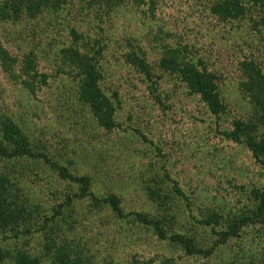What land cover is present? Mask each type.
Wrapping results in <instances>:
<instances>
[{
  "label": "rangeland",
  "instance_id": "1",
  "mask_svg": "<svg viewBox=\"0 0 264 264\" xmlns=\"http://www.w3.org/2000/svg\"><path fill=\"white\" fill-rule=\"evenodd\" d=\"M213 1L67 0L35 18L0 19V44L12 59L11 71L0 63V120L12 119L38 154L1 162L33 210L24 225L0 231L3 251L23 250L45 262L54 252L51 244L67 243L83 264L259 263L264 228L249 226L210 255H198L129 215L170 216L168 235L182 233L208 249L232 218L252 206L248 191L264 186V166L228 137L235 118L264 133V120L240 85L241 61L253 59L264 73V21L255 8L223 21L210 10ZM70 44L98 62L100 86L116 105L111 130L78 100L79 77L58 52ZM175 48L216 77L223 114L211 113L160 67L163 54ZM131 50L150 65L156 89L125 59ZM26 56L33 58L29 74ZM79 176L90 178L95 196L120 197L125 216L79 196ZM154 177L180 189L168 214L148 195Z\"/></svg>",
  "mask_w": 264,
  "mask_h": 264
},
{
  "label": "trees",
  "instance_id": "2",
  "mask_svg": "<svg viewBox=\"0 0 264 264\" xmlns=\"http://www.w3.org/2000/svg\"><path fill=\"white\" fill-rule=\"evenodd\" d=\"M120 3L123 0H110ZM67 0H0V19L16 20L22 14L29 18L35 16L45 8L51 10L59 9ZM257 9L261 16L259 22L264 21V0H216L210 6L214 15L223 21L227 19H239L245 16L249 9ZM258 12V13H259ZM72 35L76 39V30H72ZM63 61L72 67L79 77L77 87L78 100L88 107L96 123L106 130H111L116 126L115 110L116 105L111 96H107L101 86V71L96 58L87 52L81 51L75 44L60 47L58 50ZM125 59L135 69L140 71L149 81L151 88L156 89L152 78L150 65L145 58L135 50L126 52ZM11 57L7 50L0 44V63L5 69L10 70ZM33 63L31 56H26L24 61V71L28 73V68ZM160 67L177 77L187 87L188 92L197 94L200 100L206 105L208 110L214 115L220 116L225 112V105L219 96L216 77L206 69H199L180 52L179 49L167 50L159 60ZM242 90L250 97L256 112L264 120V73L253 59H245L240 62ZM25 83H29L26 82ZM233 128L228 137L233 141H240L251 152L256 162L264 166V133H257V125L242 118L233 120ZM2 136L0 138V231L16 230L18 226L24 225L32 217V208L23 197L19 186L13 180L9 172L1 171V162L24 156H38L29 143L27 136L21 131L19 126L10 118L0 120ZM59 172L65 177H72L67 168L58 167ZM79 183V196H91L95 205H108L111 210L120 217L125 213L121 206V199L116 194L105 197H97L89 191L90 178L79 176L74 178ZM154 185L149 186L148 195L168 214L172 196L179 194L180 189L174 186L169 189L165 186L164 180L154 177ZM252 200V206L242 211L238 217L232 218L225 230L218 233V238L208 249L197 247L195 241L179 232H170L168 235L167 225L170 223L169 217H160L146 212H132L138 222L150 225L157 235L162 239H170L179 243L188 254L210 255L217 247L225 244L232 238L240 237L243 229L253 226L264 228V186L255 187L248 191ZM70 202V199H68ZM264 240V236L261 237ZM51 241H54L51 239ZM263 253L258 264H264V242L259 244ZM49 249H54L50 258L43 261L38 255L30 254L23 250H17L15 254H9L0 247V264H83L84 259L80 258L71 244L52 245ZM229 264H238L237 260L230 261Z\"/></svg>",
  "mask_w": 264,
  "mask_h": 264
}]
</instances>
